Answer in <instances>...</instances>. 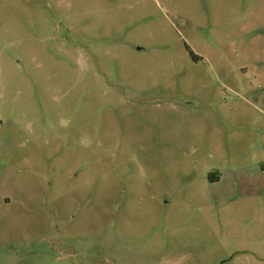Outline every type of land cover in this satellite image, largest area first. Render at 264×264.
<instances>
[{"label":"rangeland","instance_id":"obj_1","mask_svg":"<svg viewBox=\"0 0 264 264\" xmlns=\"http://www.w3.org/2000/svg\"><path fill=\"white\" fill-rule=\"evenodd\" d=\"M0 264H264V0H0Z\"/></svg>","mask_w":264,"mask_h":264}]
</instances>
